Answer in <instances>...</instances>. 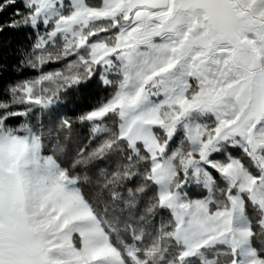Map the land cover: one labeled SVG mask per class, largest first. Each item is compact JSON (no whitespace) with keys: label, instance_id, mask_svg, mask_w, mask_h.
I'll list each match as a JSON object with an SVG mask.
<instances>
[{"label":"snow or ice","instance_id":"snow-or-ice-1","mask_svg":"<svg viewBox=\"0 0 264 264\" xmlns=\"http://www.w3.org/2000/svg\"><path fill=\"white\" fill-rule=\"evenodd\" d=\"M0 264H264V0H0Z\"/></svg>","mask_w":264,"mask_h":264},{"label":"trees","instance_id":"trees-1","mask_svg":"<svg viewBox=\"0 0 264 264\" xmlns=\"http://www.w3.org/2000/svg\"><path fill=\"white\" fill-rule=\"evenodd\" d=\"M3 42L7 48L12 45L16 48H22L26 46L27 40L23 34L10 33L3 37ZM8 63H13L14 58L9 54ZM104 95L103 91L96 88H87L80 92L78 95H74L67 98L66 105L62 106L60 110L66 111L68 115L78 113L81 109H87L88 107L94 105L97 100ZM88 136V131L82 126H76L73 132L72 138L67 141L71 146L76 144L86 142Z\"/></svg>","mask_w":264,"mask_h":264}]
</instances>
